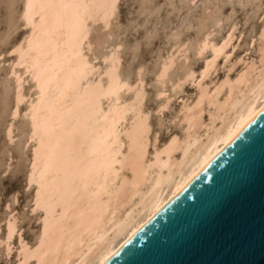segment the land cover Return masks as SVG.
<instances>
[{
	"label": "bare ground",
	"instance_id": "1",
	"mask_svg": "<svg viewBox=\"0 0 264 264\" xmlns=\"http://www.w3.org/2000/svg\"><path fill=\"white\" fill-rule=\"evenodd\" d=\"M114 3L22 0L20 16L27 30L10 50L8 71L14 80L9 113L16 115L27 95L21 109L25 139L31 141L26 180L33 184L32 209L41 214L33 244L17 237L14 264H101L264 103V24L255 37L256 56L243 61L235 75L224 72L211 88L205 77L215 71L218 57L224 67L235 46L227 50L236 23L219 41L208 31L196 42L195 54L209 50L197 77L188 67L172 86L195 80L194 98L177 115L181 134L157 145L141 105L143 80L137 74L129 83L118 73V46L91 57L84 51L89 21L100 18L106 27ZM184 49L182 43L160 62L157 80L164 79L174 55H184ZM234 62L227 63V71ZM25 78L30 79L27 90L22 89ZM126 89H131L128 98ZM11 125L5 126L7 137ZM15 220L11 214L4 223L6 252Z\"/></svg>",
	"mask_w": 264,
	"mask_h": 264
},
{
	"label": "rangeland",
	"instance_id": "2",
	"mask_svg": "<svg viewBox=\"0 0 264 264\" xmlns=\"http://www.w3.org/2000/svg\"><path fill=\"white\" fill-rule=\"evenodd\" d=\"M21 6L22 0H0V264L16 262L20 234L28 243L35 242L41 214L38 209H32L33 184H27L26 180L31 141L25 139L27 121L21 109L27 95L19 103L16 115L12 117L9 113L14 80L13 73L8 71L13 55L10 50L27 30L20 16ZM113 8L106 27L100 18L89 21L85 39L89 47L84 51L91 57L92 53L99 54L112 45L118 46V73L129 83H133L137 74L143 80L145 93L141 105L148 111L149 133L151 137L156 133L157 145L172 134H181L182 124L177 115L182 104L194 98L195 80L184 79L174 90L172 86L188 67L196 71L197 77L203 60L209 55V50L195 54L199 38L210 31V37L219 41L230 25L236 23V35L227 50L235 46L224 67L221 65L223 57H218L215 71L205 77L204 84L211 88V82L224 72L233 76L243 66V61L256 56L255 37L264 24V0H115ZM182 43L184 55L175 54V62L168 66L164 79L157 80L155 74L160 62L175 53ZM234 60L233 67L227 71V63ZM29 85L30 79L25 78L22 89L27 90ZM123 95L128 98L131 89L124 90ZM165 97L170 100L158 110ZM206 114L203 111L202 117ZM8 122L12 124L9 137L5 134ZM147 147L150 151L153 148L149 143ZM11 214L16 219V229L7 253L2 239L5 220Z\"/></svg>",
	"mask_w": 264,
	"mask_h": 264
},
{
	"label": "water",
	"instance_id": "3",
	"mask_svg": "<svg viewBox=\"0 0 264 264\" xmlns=\"http://www.w3.org/2000/svg\"><path fill=\"white\" fill-rule=\"evenodd\" d=\"M101 264H264V103Z\"/></svg>",
	"mask_w": 264,
	"mask_h": 264
}]
</instances>
